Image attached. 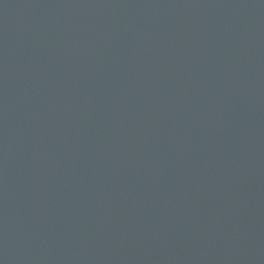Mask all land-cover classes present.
Here are the masks:
<instances>
[{
  "label": "water",
  "instance_id": "95a60500",
  "mask_svg": "<svg viewBox=\"0 0 264 264\" xmlns=\"http://www.w3.org/2000/svg\"><path fill=\"white\" fill-rule=\"evenodd\" d=\"M0 264H264V0H0Z\"/></svg>",
  "mask_w": 264,
  "mask_h": 264
}]
</instances>
